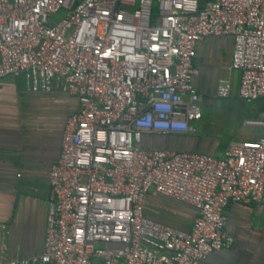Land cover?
I'll use <instances>...</instances> for the list:
<instances>
[{
  "label": "built area",
  "instance_id": "1",
  "mask_svg": "<svg viewBox=\"0 0 264 264\" xmlns=\"http://www.w3.org/2000/svg\"><path fill=\"white\" fill-rule=\"evenodd\" d=\"M225 36L239 98L264 100V0H0V81L79 105L49 171L43 252L8 260L0 244V264H200L233 246L228 206L264 207V118L221 158L142 148L197 133V46ZM230 94L220 80L217 97ZM151 192L194 208L191 230L148 219Z\"/></svg>",
  "mask_w": 264,
  "mask_h": 264
},
{
  "label": "crops",
  "instance_id": "2",
  "mask_svg": "<svg viewBox=\"0 0 264 264\" xmlns=\"http://www.w3.org/2000/svg\"><path fill=\"white\" fill-rule=\"evenodd\" d=\"M232 50L233 41L228 37L207 38L198 44L193 83L201 99H220V80H228L231 92L239 98L240 74L230 69ZM227 51L228 58L223 62L221 54ZM254 103L247 121L264 118V100ZM78 107L77 98L60 91H29L24 76L0 81V244L8 260H24L43 252L49 171L58 160L66 121ZM261 135V130L249 131L238 141L258 140ZM229 145L217 156L215 141L197 131L195 135L145 136L142 148L221 158ZM225 214V233L234 244L210 254L200 264H264V207L230 204ZM196 215L197 211L186 204L152 192L148 195L146 216L150 220L189 232Z\"/></svg>",
  "mask_w": 264,
  "mask_h": 264
},
{
  "label": "rangeland",
  "instance_id": "3",
  "mask_svg": "<svg viewBox=\"0 0 264 264\" xmlns=\"http://www.w3.org/2000/svg\"><path fill=\"white\" fill-rule=\"evenodd\" d=\"M64 16L65 13L60 12L55 19L56 21H60ZM225 37L220 38L224 39ZM228 38L232 39L231 37ZM221 56L222 61L225 62L226 57L228 58V51L222 53ZM255 104L241 102L237 95L232 92L225 99H201L202 119L197 124V131L202 137L215 141V155H221L222 150L230 142L240 140L243 133L249 131L260 132V129L245 125V122L249 119V112L255 107Z\"/></svg>",
  "mask_w": 264,
  "mask_h": 264
}]
</instances>
